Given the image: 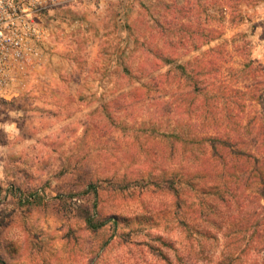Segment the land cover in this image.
Segmentation results:
<instances>
[{
	"label": "rangeland",
	"instance_id": "374dc122",
	"mask_svg": "<svg viewBox=\"0 0 264 264\" xmlns=\"http://www.w3.org/2000/svg\"><path fill=\"white\" fill-rule=\"evenodd\" d=\"M35 20L0 82V264H264V0H71ZM203 59L263 167L226 154L205 178L209 149L186 142ZM172 169L179 198L152 182Z\"/></svg>",
	"mask_w": 264,
	"mask_h": 264
},
{
	"label": "trees",
	"instance_id": "16d2710c",
	"mask_svg": "<svg viewBox=\"0 0 264 264\" xmlns=\"http://www.w3.org/2000/svg\"><path fill=\"white\" fill-rule=\"evenodd\" d=\"M185 11H189L185 9ZM242 20V19H240ZM188 26V25H187ZM189 28L185 30L188 34L185 35L183 38H192L193 35L199 36V38L203 39L204 41L212 40L214 36L215 29L203 27L202 25L197 26L198 32L195 33L194 25H189ZM181 28V29H180ZM177 29L183 30L182 27H177ZM183 30V32H185ZM217 33V32H216ZM180 37V36H179ZM262 38L264 39V23H263V33ZM187 40V39H186ZM215 53H222V47H218ZM221 50V51H220ZM214 51V50H212ZM211 53V52H206ZM165 62H169L170 60L168 57L162 59ZM214 64L209 59H203L200 63L199 70L201 79L198 83L200 89L199 91L203 95V102L201 104V110L205 114V118L202 122V133L201 135H197L194 138L186 139V142L189 144H199L203 147L202 153H206L208 150L210 156V160H205L206 163V170H205V178L207 180H213L214 174L209 172L210 167L213 169L217 167L215 163H213L212 158H221L223 159L226 157L229 158L230 155L234 156L235 158H244L246 163L250 161H254L259 163V166L263 167V164L260 163V158L254 156L252 152L249 151L250 141L245 140L242 137L238 136L235 137L234 135L230 134V130L234 125H240V122L237 120L234 121L233 118L240 119L239 114H234V110L236 106L239 104L234 103L235 95L237 91L231 87V82L227 78L222 79L218 76L210 75L212 72H209ZM251 71L257 69L254 65V62L250 60L246 64ZM165 76L163 74L157 75L154 77L155 82L157 81L158 85H163L164 81L163 78ZM243 102L245 99L241 97ZM241 100V99H240ZM241 126V125H240ZM209 130V132H208ZM264 159V154L263 158ZM209 161V162H208ZM233 162V160L231 159ZM231 162V163H232ZM239 162V161H238ZM235 164V163H234ZM202 166V164H201ZM204 166V165H203ZM178 169H172L170 171H164L162 175L153 178V181L157 186L166 185L170 190H174L176 195L179 198L181 194V190L178 187V184L181 183L183 179V174L177 171ZM196 177L193 173L192 180ZM89 224H92V221L89 220Z\"/></svg>",
	"mask_w": 264,
	"mask_h": 264
},
{
	"label": "built area",
	"instance_id": "2783aa9c",
	"mask_svg": "<svg viewBox=\"0 0 264 264\" xmlns=\"http://www.w3.org/2000/svg\"><path fill=\"white\" fill-rule=\"evenodd\" d=\"M71 0H0V82L11 67L33 57L31 41L42 39L36 16Z\"/></svg>",
	"mask_w": 264,
	"mask_h": 264
}]
</instances>
